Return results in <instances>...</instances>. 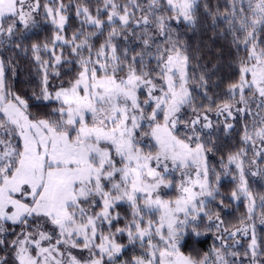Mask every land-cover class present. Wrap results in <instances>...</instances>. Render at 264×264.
Listing matches in <instances>:
<instances>
[{
	"label": "snow or ice",
	"instance_id": "6c2138e0",
	"mask_svg": "<svg viewBox=\"0 0 264 264\" xmlns=\"http://www.w3.org/2000/svg\"><path fill=\"white\" fill-rule=\"evenodd\" d=\"M202 8L228 81L187 38ZM262 165L264 0H0V264H264Z\"/></svg>",
	"mask_w": 264,
	"mask_h": 264
},
{
	"label": "trees",
	"instance_id": "16d2710c",
	"mask_svg": "<svg viewBox=\"0 0 264 264\" xmlns=\"http://www.w3.org/2000/svg\"><path fill=\"white\" fill-rule=\"evenodd\" d=\"M94 3L95 0H92ZM207 3L211 6H215L217 4H223L224 0H207ZM200 23L201 27L199 30L195 32H188L187 38L189 40L190 45L192 46L193 53L195 54V50L197 47L201 49L199 55L201 60L209 67L213 64L216 65V73L213 75V79L215 80L218 77L222 78L224 81H228L229 79L234 77V70L228 67L229 58L232 56V49L229 47L228 42L226 40L220 38H213V33L209 27L210 21H207V18L203 12V8L201 9L200 14ZM70 24L73 28L77 26V20L75 16H70ZM50 25L44 24L41 28L35 31V35L29 34L32 37V41L36 42L37 38L39 41H43L50 37ZM207 45V46H206ZM218 57H222V59L218 60ZM21 73L18 77L14 79L13 87L25 98L29 99L31 110L35 112H42L48 110L46 107V103L42 104L37 101L31 100V95L33 90L37 87L38 77L35 75L34 71L31 69V61L21 59ZM217 136L219 137V153L212 158V162L214 164H218L221 156H227V154L231 151H234L240 141V137L237 133H233L231 135H225L223 132H218ZM251 155V153L249 154ZM261 167H264L262 165ZM250 186L252 187L254 192L260 193L264 192V179H262L259 175L255 177H250ZM233 188V183L230 177L222 176L221 178V191L227 196ZM238 210L230 209L229 211L223 213L226 222L236 223L239 217L244 212V207L237 206ZM261 235H264L258 228V239H260ZM214 243L212 233H208L204 238H202L201 242L197 245L198 250L206 251L208 248L212 246ZM242 244L246 246V242L242 241Z\"/></svg>",
	"mask_w": 264,
	"mask_h": 264
}]
</instances>
